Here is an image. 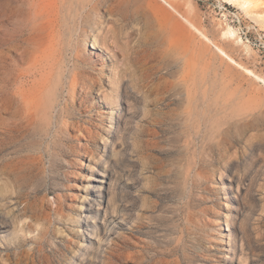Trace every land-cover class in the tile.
Listing matches in <instances>:
<instances>
[{"label":"rangeland","instance_id":"rangeland-1","mask_svg":"<svg viewBox=\"0 0 264 264\" xmlns=\"http://www.w3.org/2000/svg\"><path fill=\"white\" fill-rule=\"evenodd\" d=\"M71 1L66 6L81 13L86 0ZM253 1L245 11L238 0H102L94 19L105 25L114 58L100 54L91 37L84 41L80 17L74 23L66 16L58 104L48 105L50 92H43L32 118L16 99L0 115V264H229V202L220 177L226 162L229 204L238 211L234 264H264V0ZM34 22L32 0H0V105L23 87L19 74L33 55L57 42L58 33L54 41ZM229 27L236 38L224 35ZM75 40L89 58L81 69L90 79L76 85L73 100ZM116 72L130 92L121 108L137 112L134 133L130 115L109 133L101 94ZM146 100L159 106L143 120ZM134 140L148 156L149 178L142 229L122 243V235L132 237L125 213ZM104 166L125 217L120 237L111 236L121 248L82 255L90 242L82 236L91 232L82 224L83 197L95 168ZM112 211L103 207L99 221Z\"/></svg>","mask_w":264,"mask_h":264},{"label":"bare ground","instance_id":"bare-ground-1","mask_svg":"<svg viewBox=\"0 0 264 264\" xmlns=\"http://www.w3.org/2000/svg\"><path fill=\"white\" fill-rule=\"evenodd\" d=\"M101 1L102 0H86V1H83L81 3V8H80V11H82V12L80 13L77 10H76L77 12L74 11L77 8H74L73 4H70L72 1L69 3L70 4L69 6H66L68 4L67 0H32L35 22H39L38 24L46 27L47 32H48V30H50V36H54L53 37L54 41H56L55 40V34L58 33V36H57L58 39H57V42H54V43H49V41L45 42L44 46H42L43 48L41 49V51L37 52L33 55L31 68H28L27 71H22L19 74V77L21 79H23L22 82L20 81L23 87L19 88V86H18L19 89L17 91H15L16 90L15 89L13 93L11 92L9 94L10 96L8 97L7 102H5V101H3L4 103L2 102V104L0 105V115H1V112L8 109V106L11 105L16 99L17 101H19V103L23 102L24 105L26 106V108H25L26 117L32 118V116L34 115L35 109L37 107H39L40 103H44V102H39V99L40 98L42 99L43 92H50L48 105H50L51 107H55V105L58 104L57 102H58L59 93H60V85H61L62 80L64 78V73L66 74V59H64L65 58L64 53H63L64 51L62 52L64 43L62 45L63 41H61L63 32L60 29V27L62 26L63 20H66V16L71 17L73 19V22L76 19V17H77V19H79L78 17H80L81 25L79 27V30H80V33H83V35L85 36L84 41L86 42L88 40V38L91 37V39L93 40L92 46L99 48L101 50L100 54L105 53L107 56H110V58H114L115 51L105 41V39L107 37V36L105 37V35H106L105 25L100 24L98 19H94V16L98 15V7H99V4ZM238 1H239L238 4L245 11H247L248 8L252 4H254V2H255L253 0H238ZM77 2H78V0H77ZM88 7H89V9H86ZM67 24H66V26H67ZM69 24H70V22H69ZM71 26H72V24H71ZM68 28H69V26H68ZM69 30H71V29H69ZM65 33H64V35H66V34L68 35L71 32L66 33V34ZM72 34H74V33H72ZM45 35H47V34H44V36ZM224 35L228 36V37H232V38L237 37L234 28H231V27H229L227 30L224 31ZM74 36H76V35H74ZM79 36H80V34H77V39L79 38ZM204 36L208 40L211 41V39L208 36H206V35H204ZM43 37H41V38H43ZM241 39L242 38L240 37L238 41H240ZM67 40H68V38H67ZM37 41H38V39H37ZM43 41H44V39H43ZM76 41L77 40L74 41L75 45H76L74 47L75 51H74V56H73L74 57L73 58L74 70H73V73H72L73 75H72L71 82H70L72 90L69 92L70 97H72L73 100L75 99V97L77 95L76 85L77 84H83L87 80L90 79V76H87V79H86V75L83 73V70L81 69V67H83L82 64L88 63L89 58H87L88 56H85L86 54L84 55L82 53L83 51H81L79 49V43H78V41L77 42ZM65 44L67 46L68 43H65ZM38 45H40V42ZM215 46L219 50L220 53H222L223 55H225L227 57H230L228 55V53L223 48H221L220 46H217V45H215ZM86 52L87 51H85V53ZM91 54H92V52L87 53V55H91ZM73 64H71V65H73ZM104 65H106V63H104ZM63 67H65V70H63L65 72L62 71ZM102 77H104V74H102ZM124 79L123 78L121 79L118 76V73L116 72L115 74H113V78L109 81V86L107 88H105V85L102 87V94L101 95L103 96V98L106 102V105L108 107L107 117L110 120V123L112 124V126L110 127L109 133H112L113 128H114V123H117V122L120 123V120H122L123 118L128 119L129 115H130V121L129 122H136L135 120L137 118V112L129 113L127 111H124V109L121 108L122 103L126 102V100L129 97V93H130L129 87L125 83ZM93 83L94 82L91 81V84H93ZM130 84H132V83H130ZM37 86L39 88V92L36 89ZM131 87H132V85H131ZM89 88H91L90 85H89ZM133 91H137V89L133 90ZM137 92H139V91H137ZM46 98H47V95H46ZM16 103H18V102H16ZM18 104H17V106H18ZM69 106L67 107V111H69ZM158 106H159L158 104L153 106V105H151V103L149 101L146 100L144 102V104L142 105V109L140 108V110H142L140 112H142L143 120H145L146 117L150 113H153V110L156 109ZM40 108H42V107H40ZM63 114H64V117H66V105L63 109ZM65 123H66V121H65ZM138 124H139V122L135 123V128L133 129V133L136 129H138ZM65 126H66V124H65ZM133 142L134 143H133V147H132V155H131V159H130V166H131L130 179H129L130 180V182H129L130 189L128 188L130 193H131V201L129 203V212L125 213L128 216L129 221L131 222L130 228H131V236L132 237L129 238L126 235H122L121 236V237H123V239L121 240L122 243L127 242V241L133 242L134 240L132 241V239L136 238L135 232L142 229V221L144 219L143 218L144 213L142 212L141 208L145 205V202H146L145 186H146L148 178H149L148 177V166H147V157L148 156H146L145 153H141L138 150V148H137L138 145L135 143V140ZM148 142H149V140L145 141V144L142 147L147 149ZM108 144H109V140L106 139V144H105L106 147L108 146ZM104 162L106 163L107 161L105 160ZM104 167L105 168L103 170H99L98 168L97 169L95 168V171H93V174H92V177H94L93 179L95 181L91 180L89 183V187H87L85 189L86 195L83 197V208L86 205L88 215L86 217H84L82 224L85 225L86 229L91 231L90 232L91 236L89 234L82 236V238L85 241L90 240V242H88L89 245L87 244L85 248L81 247L79 249L82 252V255L87 254V250L89 248L91 250L92 249H99L100 250L106 246L111 248V251H109L111 254L112 250H115L117 247L121 246L120 242H118V240L114 239L111 236L115 235L118 238L120 237L121 232L119 231V229L121 228L122 222H123V220H125V217L118 213L117 200L112 195V193H113L112 184L109 182L110 176H109L107 167L106 166H104ZM227 168L228 167H227V162H226V164L224 165V171L221 173L220 177H221V181L223 184L224 192L226 194V200H227V202L232 203L233 202L232 201V194L234 193V190L232 187L233 186V178L231 175H229V176L227 175ZM196 174H197V178L202 177L201 172H196ZM106 199H107L108 203L105 205L104 202H106ZM229 203H227L228 210L226 213V222L228 225L227 227L230 228V240H229V242L232 244V251H231V256L227 259L229 261V264H234L236 261V257H237V251H236L237 244H236V235H235L234 228L237 226L238 211L234 207L232 210V207ZM110 206L113 208L112 213H109L106 220H104V221H106L105 223H101L99 221V216H100V212L102 211V208L104 207L108 213V208H110ZM234 213H236V214H234ZM117 220H119V222H117ZM76 221H78V223H81L80 220H76ZM2 227L3 226L0 224V228H2ZM91 233L96 234L97 238L92 237ZM134 244H136V242ZM82 262L83 261L80 262V260H79V264H82ZM147 264H149V263H147Z\"/></svg>","mask_w":264,"mask_h":264}]
</instances>
